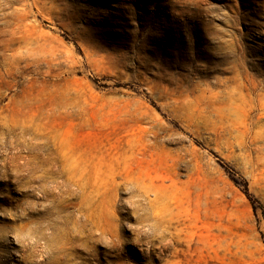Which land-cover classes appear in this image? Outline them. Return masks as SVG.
Returning a JSON list of instances; mask_svg holds the SVG:
<instances>
[{
  "label": "rangeland",
  "instance_id": "obj_1",
  "mask_svg": "<svg viewBox=\"0 0 264 264\" xmlns=\"http://www.w3.org/2000/svg\"><path fill=\"white\" fill-rule=\"evenodd\" d=\"M0 264H264V0H0Z\"/></svg>",
  "mask_w": 264,
  "mask_h": 264
},
{
  "label": "bare ground",
  "instance_id": "obj_2",
  "mask_svg": "<svg viewBox=\"0 0 264 264\" xmlns=\"http://www.w3.org/2000/svg\"><path fill=\"white\" fill-rule=\"evenodd\" d=\"M71 194H72V193H71ZM66 199H67V197H66ZM74 223H75V222H74ZM70 227H71V226H70ZM60 231H61V230H60ZM69 231H70V230H69ZM65 234H66V233H65ZM68 234H69V233H68ZM68 234H67V235H68ZM69 237H70V236H69ZM74 237H75V236H74ZM75 238H77V237H75ZM69 239H70V238H69ZM72 241H73V239H72ZM87 244H88V243H87ZM71 246H72V245H71Z\"/></svg>",
  "mask_w": 264,
  "mask_h": 264
}]
</instances>
